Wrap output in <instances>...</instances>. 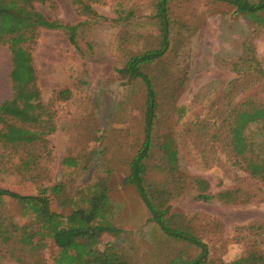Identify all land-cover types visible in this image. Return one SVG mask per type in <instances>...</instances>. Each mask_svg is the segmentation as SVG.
Instances as JSON below:
<instances>
[{
	"label": "rangeland",
	"instance_id": "rangeland-1",
	"mask_svg": "<svg viewBox=\"0 0 264 264\" xmlns=\"http://www.w3.org/2000/svg\"><path fill=\"white\" fill-rule=\"evenodd\" d=\"M156 2L105 0L94 8L107 20L98 24L89 21L83 26L77 47L60 31L42 30L32 50L42 101L49 103L56 90L66 88L71 92L68 99L55 103L57 128L50 138L53 160L46 165L43 184L63 181L60 164L68 154L80 158L85 167L73 176L76 180L72 187L87 185L96 177L105 178L111 206L106 220L119 230V235H104L101 243L113 245L129 264H169L168 251L174 246L172 242L166 244L164 234L150 221L134 186L125 183L128 160L142 140L146 96L140 82L127 83L118 70L132 56L159 47L163 29ZM37 9L47 19L63 24L85 21L72 0H51L45 5L37 4ZM119 17L124 20H118ZM167 25L170 51L164 65L170 78L166 81L180 88L165 91L163 86L159 115L161 126H165L172 123L171 111L178 107L186 110L176 130L182 169L207 180L212 194L241 188L259 197L246 205L226 206L216 200L197 201L189 188L171 202L172 213L206 215L223 223L227 248L221 250L223 241L217 240L211 248L216 264L229 263L242 257L246 250L243 243L234 242L233 228L264 222V184L245 171L247 160L235 164L227 158L212 135L224 110L246 101L264 105L263 82H253L252 74L255 62L264 73V31L238 14L233 6L210 0H172ZM4 48L0 46V104L12 97L10 54ZM235 79L246 81L245 90L231 98L224 90ZM225 95V100L220 101ZM37 99L36 94L27 95L23 104L10 107V111L15 114L23 106H35ZM195 124L209 126L211 134L203 137L209 133L204 129L199 137L201 133L196 131ZM245 137L264 158L261 125H250ZM6 162L0 187L34 193L30 183L36 178L21 170L14 173L8 159ZM3 210L9 214L12 206L6 204ZM56 252L52 245L44 249L42 264H52ZM19 257L28 264L36 260L29 254Z\"/></svg>",
	"mask_w": 264,
	"mask_h": 264
},
{
	"label": "trees",
	"instance_id": "trees-1",
	"mask_svg": "<svg viewBox=\"0 0 264 264\" xmlns=\"http://www.w3.org/2000/svg\"><path fill=\"white\" fill-rule=\"evenodd\" d=\"M210 1L233 6L238 14L264 31V0ZM48 2L51 0H0V44L8 50L12 65V97L0 104V175L6 169L8 159L14 173L21 170L36 178L30 183L34 193L0 187V264H28L19 254H29L36 259L33 264H42L41 253L49 245L57 249L52 264H129L113 245L101 243L104 235H119V230L106 220L111 206L105 178L96 177L87 185L72 187L76 180L73 176L85 167L80 158L68 154L60 164L63 181L43 184L46 165L53 160L50 138L57 128L55 103L68 99L71 92L66 88L56 90L49 103L42 101L33 63V46L40 32L49 30L62 32L69 43L77 47L83 26L89 21L98 24L107 20L94 8L104 4L105 0H72L80 17L85 18L84 22L75 25L47 19L38 11L37 4ZM171 2L157 0L155 3L163 29L159 47L132 56L118 70L120 78L127 83L140 82L146 96L142 140L128 160L125 183L134 186L150 221L166 237V244L172 242L174 245L168 251L171 255L169 264H216L211 244L215 240L223 241L221 250L228 245L223 239V223L206 215L172 213L171 202L189 188L195 192L197 201L216 200L226 206L246 205L256 202L259 197L241 188L212 194L207 180L182 169L176 130L186 115L184 107L171 111L172 123L161 126L159 106L163 88L165 91H179L180 88V85L173 87L167 83L170 71L164 65L170 51L167 21ZM118 20L124 19L119 17ZM252 74L253 82L262 81L264 88V73L256 62ZM245 83L243 79L232 80L224 91L232 98L245 90ZM31 94L38 96L37 104L23 106L12 114L10 107L23 104L26 96ZM220 117L222 121L212 135L215 143L235 164L247 160L245 171L264 184V158L245 137V131L252 124H260L264 130V105L251 101L238 103L220 113ZM195 125L196 131L201 133L199 137L204 129L209 133L203 137L211 134L209 126ZM6 204L12 206L9 214L2 211ZM233 231L234 242L244 244L245 254L224 264H264V222L236 226Z\"/></svg>",
	"mask_w": 264,
	"mask_h": 264
},
{
	"label": "crops",
	"instance_id": "crops-1",
	"mask_svg": "<svg viewBox=\"0 0 264 264\" xmlns=\"http://www.w3.org/2000/svg\"><path fill=\"white\" fill-rule=\"evenodd\" d=\"M2 46V45H0ZM3 47V46H2ZM4 48V47H3ZM5 50H7L6 48H4ZM8 51V50H7ZM9 61H10V55H9ZM11 69H12V65H11V61H10V72H11ZM10 72H9V80H10ZM10 90L12 91V84H11V80H10ZM3 103V102H2Z\"/></svg>",
	"mask_w": 264,
	"mask_h": 264
}]
</instances>
